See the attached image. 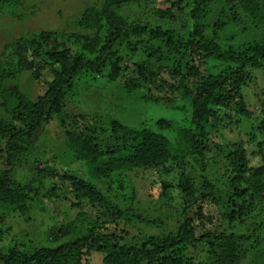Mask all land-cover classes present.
Returning a JSON list of instances; mask_svg holds the SVG:
<instances>
[{"label": "rangeland", "instance_id": "obj_1", "mask_svg": "<svg viewBox=\"0 0 264 264\" xmlns=\"http://www.w3.org/2000/svg\"><path fill=\"white\" fill-rule=\"evenodd\" d=\"M106 1L0 0V77L9 75L0 83V121H11L19 107V99L13 88H18L31 100H38L45 94L48 83L57 77L51 70L31 66L24 58L25 49L31 43L47 42L40 47L43 54L53 48L67 50L71 56L92 57L98 54L102 43L98 32L104 33L103 8ZM172 1L133 0L114 6L117 17L125 23L124 28L129 33V37L120 41L113 52L118 57L125 56L124 66L130 63L129 56L133 50L130 42L142 33L148 34L149 31L141 30L145 24H152V28L155 27L153 23L158 22L150 15L151 10L171 7ZM190 2L183 0L182 6L185 8L183 11L176 10L178 18L165 25L166 30H176L177 35H185L193 29L195 21L191 17ZM208 21L216 23L214 30L217 40L224 49L262 38L261 31L246 19L238 7L237 0H217L208 14ZM138 23H142L139 26L141 34L135 36L133 30ZM197 46L195 43L187 52L193 49L191 54L199 57ZM186 55L173 57L172 64L176 63L183 71L193 69L194 62ZM66 58H69L68 54ZM199 60L194 66L203 83H212L221 90L218 84L220 76L226 81H233L231 73L234 68L229 64L214 58ZM110 69L84 70L77 77L64 97L62 113L42 123V132L35 143V162L10 167L7 138L0 136V176L9 177L8 194L19 193L20 188L29 185L38 193L37 196L33 195L32 201L23 210L0 199V253L8 254L18 249L31 254L42 247H57L85 235L92 226L114 223L106 213L105 205H93L70 192V181L65 174L77 173L84 181L93 182L96 190L111 200V212L120 210L125 216L135 218V227L130 236L123 233L125 225L119 228L111 226V231L128 236L124 241L127 247L143 248L147 243L148 249L155 251L153 243H163L169 235L177 236L183 223L187 233L225 232L234 235L241 253L233 264H264V175L247 176L246 184L237 185L246 194L242 202L248 208L243 209L242 205L237 207L241 198L236 200L235 206L229 203V196L238 191L236 185L231 184L233 188L228 190L217 182L215 185H219V192L214 189L213 198L200 200L190 207L164 194L158 184L167 176L162 174L161 178L157 170L110 172L94 178L89 174V168L82 165L77 153L67 147L66 132L79 127L92 135L95 149L102 150L101 162L128 156L133 141L122 140V132L117 135L104 132L106 124L103 127L96 122L97 117L105 123L118 119L136 128L154 124L159 118L174 121L176 126L190 125L191 102L181 99L179 91L154 88L153 98H158L160 102H146L141 93H128L120 80L110 81ZM173 84L178 85L177 82ZM240 90L249 111L247 117L244 116L246 113L241 115L234 107L229 112L216 114V127L209 129L206 141L208 158L214 160L209 163L215 162L214 169L219 172L226 169L221 161V149L230 143H234V147L239 143L245 145L251 167L264 164V70H251ZM217 107V103L211 106L213 109ZM166 133L176 139L175 131ZM88 151L91 155L93 148ZM176 170L174 167V174ZM55 187L57 194H51V189ZM234 199L232 197V201ZM233 209H236V218L231 220L228 213ZM239 211L243 214L241 219L238 218L240 214L237 215ZM103 256L94 250L87 251L78 264H104ZM141 264L218 262L207 246L180 244L158 255L154 262L147 260Z\"/></svg>", "mask_w": 264, "mask_h": 264}, {"label": "trees", "instance_id": "obj_2", "mask_svg": "<svg viewBox=\"0 0 264 264\" xmlns=\"http://www.w3.org/2000/svg\"><path fill=\"white\" fill-rule=\"evenodd\" d=\"M131 1L133 0L106 1L103 8L104 33L98 32L102 43L98 54L92 57L71 56L69 51H60L56 48L48 49L43 54L40 52V47L47 42H35V45L31 43L25 49L24 58L31 66L38 65L39 69L51 70L57 77L48 83L45 94L38 100H31L18 88H13L19 99V107L14 111L11 121H0V136L7 138L9 147L10 167L35 162L36 158L33 156L36 151L35 143L42 132L43 121H48L62 113L64 97L82 71H98L110 67L108 76L110 81L120 80L128 93L139 92L146 102H160L158 98H153L154 88L159 91L162 89L179 91L181 99H188L191 102V123L188 126H176L174 121L159 118L154 124L136 128L123 124L118 119L105 123L97 117L96 122H100L103 127L106 124L104 132L115 135L122 132V140L133 141L128 156L103 162H101L102 150L95 149L92 135L84 128H71L66 132V145L77 153L82 165L89 168V174L99 178L110 172L130 173L148 168L154 169L159 171L161 178L162 174L167 176L158 184L164 190V194L173 201L180 200L190 207L195 206L200 200L213 198V190L219 192L217 183L228 190L232 189L231 184H234L238 191L229 196V203L235 206L236 200L241 198L237 207L242 205L243 209L248 208L249 206H245L242 202L246 194L237 185L246 184L247 176H263L264 164L251 167L245 145L239 143L234 147V143H230L229 146L224 145L225 149H221V161L226 169L219 172L214 169L215 162L209 163L214 160L208 158L206 141L209 129L216 127V114L219 115L222 111L229 112L234 107L241 115L246 113L245 117L249 114L240 88L251 70H264V0H237L238 7L246 19L261 31L262 38L243 43L239 47L231 45L227 49H224L217 40L214 30L216 23L208 21V14L217 0H193V2L191 0L190 13L195 26L185 35H177L176 30H166L165 27L178 18L176 10L183 11L185 8L182 6L183 0H173L170 2L171 7L166 9L154 8L150 15L158 22L153 23L155 27L151 28L152 24L147 23L141 28L149 31L148 34H141L139 26L142 23L134 27L135 36L141 35L130 42L133 47L129 56L130 63L124 66L125 56L118 57L113 52L120 41L129 37V33L127 34L124 28L125 23L117 17L114 6L128 4ZM195 43L198 45L196 48L199 49V57L197 54H191L193 49L187 52ZM189 53L190 55H186ZM67 54L69 58H66ZM183 55L194 62L193 69L183 71L176 63L172 64L173 57L182 58ZM202 58H214L232 66L233 81H226L220 76L218 84L221 90L212 83H203L198 75V69L194 66L197 60L203 61ZM37 74L39 75L38 72ZM7 76L9 75H2L0 83ZM173 82H177L178 85L174 86ZM216 103L218 107L211 108ZM80 116L83 117V114ZM168 131H175L176 139L169 137L166 133ZM91 148L93 152L89 155L87 149L91 150ZM174 167L177 169L176 174ZM65 176L70 181V192L81 199H87L93 205H105L106 213L114 223L92 226L85 235L63 242L57 247H42L31 254L18 249H13L8 254L0 253V264H78L86 252L92 250L104 255V264H141L147 260L154 262L158 255L180 244L207 246L208 251L216 257L218 264H233L240 257L241 251L234 240V235L225 232H209L201 235L187 233L183 223L177 236L169 235L163 243L153 241L155 251L148 249L147 243L143 248L127 247L124 241L133 233L135 218L125 216L120 210L111 212L113 206L111 200L106 199L103 193L96 190L93 182L84 181L77 173H66ZM8 180L7 175L0 176V199L23 210L24 206L32 201L33 195L37 196L38 193L29 185L20 188L19 193L9 195ZM56 189L57 187L52 188L51 194H57ZM232 197L236 199L232 201ZM235 213L236 209L228 213L231 220L236 218ZM237 215L241 219L242 211ZM124 225L126 228L123 227V233L128 236L123 237L111 231V226L119 228Z\"/></svg>", "mask_w": 264, "mask_h": 264}]
</instances>
